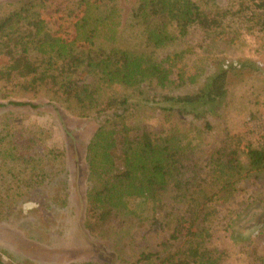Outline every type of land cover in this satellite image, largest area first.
<instances>
[{"label":"trees","instance_id":"trees-1","mask_svg":"<svg viewBox=\"0 0 264 264\" xmlns=\"http://www.w3.org/2000/svg\"><path fill=\"white\" fill-rule=\"evenodd\" d=\"M51 5H0V84L75 118H101L84 151L82 227L113 259L79 264H224L227 253L213 237L217 207L240 180L264 175V120L256 145L225 135L201 158L184 139L192 131L178 124L191 117L187 130L196 119L209 132L207 117L225 103L236 68L220 65L205 76L203 64L187 65L176 47L193 27L221 37L231 23L264 40V0H227L225 7L213 0H67L63 35L48 19ZM173 68L184 83L162 92ZM147 109L176 117L165 119L175 127L149 126L138 115ZM47 156L55 162L63 153L51 148ZM138 201L147 203L141 215ZM233 220L229 215L226 226Z\"/></svg>","mask_w":264,"mask_h":264},{"label":"rangeland","instance_id":"rangeland-1","mask_svg":"<svg viewBox=\"0 0 264 264\" xmlns=\"http://www.w3.org/2000/svg\"><path fill=\"white\" fill-rule=\"evenodd\" d=\"M17 1L0 0L2 11ZM50 1L48 19L54 30L66 34L67 0ZM213 1L227 6V0ZM228 29L227 35L205 38L193 27L176 47L185 51L187 65L203 64L205 76L212 74L215 67L236 68L229 77L225 103L207 117L212 125L209 132L205 133L202 122L196 119L192 129L187 130L191 117L178 124L184 133L192 131L184 139L203 159L225 135H239L256 145L262 132L264 40L239 23H231ZM216 60L217 65L211 64ZM171 73V82L165 83L166 90L162 92L177 91L178 84L184 83L179 81L177 68ZM7 89L10 88L0 84V260L3 264L112 260L82 227L87 186L84 151L101 118L78 119L45 98L31 101ZM9 100L30 101L34 106H15L8 104ZM138 115L154 128L163 124L175 127L174 120L165 119H177L150 109ZM27 138L30 140L24 151ZM51 148L61 151L63 157L49 161L47 152ZM17 188L22 196L16 195ZM236 188L232 199L217 207L215 245L227 253L224 264H264V175L252 173ZM138 203L141 208L137 214L141 215L147 203ZM229 215L234 218L230 228L226 226Z\"/></svg>","mask_w":264,"mask_h":264}]
</instances>
